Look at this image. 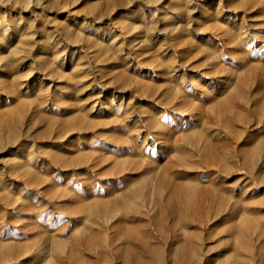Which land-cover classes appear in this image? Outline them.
I'll use <instances>...</instances> for the list:
<instances>
[{
    "label": "rangeland",
    "instance_id": "rangeland-1",
    "mask_svg": "<svg viewBox=\"0 0 264 264\" xmlns=\"http://www.w3.org/2000/svg\"><path fill=\"white\" fill-rule=\"evenodd\" d=\"M0 264H264V0H0Z\"/></svg>",
    "mask_w": 264,
    "mask_h": 264
}]
</instances>
